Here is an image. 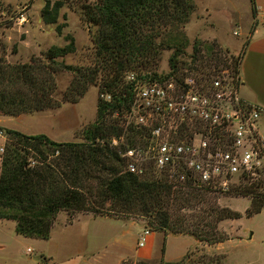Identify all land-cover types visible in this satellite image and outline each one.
Segmentation results:
<instances>
[{"label":"trees","instance_id":"obj_1","mask_svg":"<svg viewBox=\"0 0 264 264\" xmlns=\"http://www.w3.org/2000/svg\"><path fill=\"white\" fill-rule=\"evenodd\" d=\"M249 2L253 14V0ZM62 5L63 1L44 2L41 22L55 24ZM192 11L190 0H97L81 7L82 18L94 27L90 33L92 66L72 67L55 61L74 52L71 37H65L64 46L45 51L46 64L31 60L9 65L0 60V115L18 116L74 104L88 86L97 88L94 120L81 131L80 143H56L41 134L3 131L11 147L4 148L0 162V219L12 221L15 234L47 240L56 215L64 212L68 223L76 213L110 214L116 219L139 216L148 219L150 230L161 232L163 238L187 235L207 246L228 239L218 231V224L242 215L206 199V190L189 184L172 189L164 177L155 178L148 169L144 179L128 173L119 153L124 145L141 143V135L129 126L120 127L111 117L131 104L132 84L125 80L128 74H135L136 79L155 78L160 53L169 49L173 52L168 64L174 68L184 47L183 35L176 34L171 44L159 40L166 28H182ZM61 28L56 25L55 33ZM242 49L232 61L237 76ZM59 72L71 74L72 79L55 100L53 76ZM121 137L122 143L111 145L112 139ZM256 189L253 185L240 188L241 194L250 195L244 217L264 208V194ZM197 251L196 247L171 264H184ZM207 260L224 264L222 256Z\"/></svg>","mask_w":264,"mask_h":264},{"label":"rangeland","instance_id":"obj_2","mask_svg":"<svg viewBox=\"0 0 264 264\" xmlns=\"http://www.w3.org/2000/svg\"><path fill=\"white\" fill-rule=\"evenodd\" d=\"M46 1L49 3L63 1V5L58 11L57 20L52 25L43 24L40 20L39 13ZM96 1L0 0V60L9 65L23 64L31 60L46 64L45 51L52 46H64L66 44L65 37H71L74 52L55 61L72 67L92 66L93 51L90 33L94 32V27L82 18L81 7ZM190 2L193 5V11L189 15L187 23L179 30L166 28L159 40L171 44L172 41L174 42L176 34L183 35L184 47L182 53L176 56L174 69L191 72L203 82L213 78L234 81L237 75L233 74L231 67L232 61L237 56H231L223 48L232 51L240 43L244 30L250 22L251 5L249 0H190ZM56 25L62 26L59 34L54 31ZM233 33L239 35L234 36ZM215 38L218 39L221 46ZM172 52L173 50L169 49L160 53L157 67L154 69L156 76L161 77L171 70L168 58ZM71 79L72 75L66 72H59L53 76L55 85L53 98L55 100L60 99ZM96 100V86H88L77 103H62L59 108L44 109L31 114L5 115L12 119L3 125L27 136L44 135L56 143H80L82 142L81 131L94 120ZM111 117L114 118L112 115ZM121 119L115 120L118 121L120 127L124 128L127 124ZM0 130L5 131L6 129L0 128ZM132 130L135 131L134 128ZM121 139L122 137L118 141H123ZM3 146L4 148L11 147L9 137L6 138ZM142 167H147L150 171L147 163H143ZM138 179L144 178L141 175ZM256 190L260 192L259 189ZM241 193L240 188H234L228 193L205 191L203 195L220 207H225L230 199L238 198L231 201L228 208L240 213L247 207V200H250L249 194ZM107 205H109L108 202L105 203L106 207ZM77 214L81 213H76L74 218ZM87 215L94 218L116 219L110 214L108 216ZM117 218L122 219L119 220L121 222L114 223L111 220L99 219L93 221L89 216H79L71 225L66 226L69 219L64 212H59L47 240L17 235L14 233L12 221L0 219V264H60L62 262L115 264L117 257L132 253L137 238L144 229L152 234L153 255L158 258L161 256L167 262H174L185 252L193 251L197 247V253L190 256L184 264H215L213 261H208L207 258L222 255L226 257L225 264H247L244 253L247 251L248 242H239L233 238L221 245L218 250L220 255H209L203 252L205 248L197 246L190 236L166 235L163 238L161 232L150 230L151 227L148 226L146 218L139 216ZM128 220L135 222L131 223ZM246 223L247 221L242 219L231 228L228 224L221 226L218 224V231L227 238L228 235L239 238L242 230L247 227L246 225H249ZM96 232L102 233L104 236L103 246L100 248L95 244ZM249 233L250 231H248ZM85 235L88 246L83 250L78 245ZM116 238L122 241L121 246L116 245ZM90 241L93 242V246L90 245ZM162 244L163 252L160 254ZM26 249L29 250L28 253ZM201 255L205 258H201ZM162 263L159 259L153 261L127 259L119 264ZM251 264L259 263L253 261Z\"/></svg>","mask_w":264,"mask_h":264},{"label":"built area","instance_id":"obj_3","mask_svg":"<svg viewBox=\"0 0 264 264\" xmlns=\"http://www.w3.org/2000/svg\"><path fill=\"white\" fill-rule=\"evenodd\" d=\"M170 69L152 79L125 77L132 84L131 104L112 116L141 135V143L119 153L125 170L143 177L147 163L155 178L164 177L175 190L189 184L228 193L253 185L264 194V135L257 126L262 109L240 96L238 77L203 82L186 70ZM6 138L0 130V162ZM117 142L123 141L112 139L111 145ZM148 236L144 229L137 249Z\"/></svg>","mask_w":264,"mask_h":264},{"label":"crops","instance_id":"obj_4","mask_svg":"<svg viewBox=\"0 0 264 264\" xmlns=\"http://www.w3.org/2000/svg\"><path fill=\"white\" fill-rule=\"evenodd\" d=\"M253 14L250 10V22L245 28V32L242 36V39L240 43L230 51L228 48L226 49L229 54L233 57H236L239 52L242 49V46L244 44V47L242 49V55L241 59L239 61L238 65V79H239V86L238 91L240 96L247 102L254 104L262 109L258 121L257 126L259 131L264 135V21L261 19V15L264 13V0H253ZM239 34L237 33L236 36ZM216 39V38H215ZM216 41L221 46L218 39ZM12 118L6 117L5 115H0V128L11 130L8 127H5L3 123H6ZM15 131V130H14ZM238 199V198H232L228 201V203L225 205V207H230V202ZM247 203L249 205V201L247 200ZM247 205V207H248ZM246 207V208H247ZM244 208V210L246 209ZM240 212L242 216L237 220H226L219 223L221 226L222 224H228L229 228L234 226V224L237 221H240L242 219H245L247 221L246 225L247 227L242 230L241 236L238 237H232L231 235H228V239L215 244V245H203L196 242L197 246H201L202 248H205L203 252L209 255H220L218 252L221 245L231 239H236L239 242H248L247 251L244 253V259L247 264H251L253 261L264 264V208H262L258 213L252 215L251 217H244L243 212ZM239 213V212H238ZM79 216H89L91 220H111L114 223H119L122 219H107V218H94L87 214H77L75 218L71 220L70 223H67L66 226H69L73 223L74 220L78 219ZM57 217V215H56ZM56 219V218H55ZM124 220V219H123ZM130 221V220H128ZM135 222V221H130ZM54 225V223H53ZM53 225L50 229L49 234L52 231ZM248 231L250 233L248 234ZM99 234V235H98ZM96 246L102 247L103 246V240L104 236L102 233L96 232ZM117 242V246L122 245V241L118 240V238L115 239ZM90 245L93 246V242L90 241ZM152 234H149V236L146 239L145 244L141 248H136V244L133 247V251L129 255H122L116 258L115 264H119L124 260L130 259V260H138V261H153V260H161L163 263H176L180 261L186 252L176 261L174 262H167L160 256H154L152 252ZM88 246V240L86 235L81 238L79 241L78 247L80 249H86ZM249 246V247H248ZM98 248V249H99ZM223 256V261L225 264L226 257ZM60 264H81V263H75V262H62ZM88 264V263H84Z\"/></svg>","mask_w":264,"mask_h":264}]
</instances>
